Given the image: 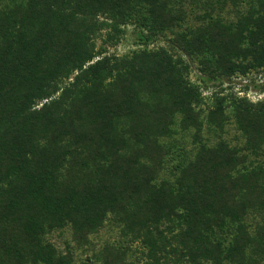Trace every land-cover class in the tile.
I'll use <instances>...</instances> for the list:
<instances>
[{
	"label": "trees",
	"instance_id": "1",
	"mask_svg": "<svg viewBox=\"0 0 264 264\" xmlns=\"http://www.w3.org/2000/svg\"><path fill=\"white\" fill-rule=\"evenodd\" d=\"M238 1L0 0V264H264V99L225 86L264 68V0ZM128 24L139 48H97ZM107 223L120 243L77 262Z\"/></svg>",
	"mask_w": 264,
	"mask_h": 264
},
{
	"label": "rangeland",
	"instance_id": "2",
	"mask_svg": "<svg viewBox=\"0 0 264 264\" xmlns=\"http://www.w3.org/2000/svg\"><path fill=\"white\" fill-rule=\"evenodd\" d=\"M204 0H197V3H203ZM218 3L217 0H214V4ZM248 0H239L238 1V7H247ZM205 8V5H203ZM198 13L203 12L204 9L202 8H196V12ZM215 15H219L224 21L227 22H233L237 20V14L236 9L234 8V5L231 1H229L226 5L223 6V8L219 7L218 10L216 9ZM189 22L192 24V26H195L199 23L198 20L194 19L193 16H190ZM120 32V38L118 42L115 45L104 43V40L106 39V32L105 30L101 31L100 35L96 39V45L97 48H100L103 46L106 48V52H112L117 55H125L130 54L133 50H136L139 48L137 44H135V38H136V29L134 28V25L128 24V25H121ZM175 32L181 31L180 27H176L174 29ZM167 36H172L171 32H168ZM168 46L167 41L165 37H161L160 40H158L154 45H150L149 47L156 48L157 46ZM183 57L187 59L192 68L190 73V80L191 83L194 85H200V73L198 71V61L194 59L188 58L186 55L183 54ZM264 83V68L260 70H252L248 72L246 75H241L237 73L229 82L225 83V86L230 85L231 88L228 89L230 92H235L237 95L242 96L244 94L247 95V97L252 101H258L264 99V91L260 90L261 84ZM248 84L249 89L245 90L244 85ZM205 96V105L203 104V107L206 109L204 111V115L208 112V108L212 106L213 98H212V91L210 90H204L203 92ZM237 129L234 125L233 121H230V123L226 126V133L225 137L231 142V144L238 143L235 139V135H237ZM204 135L207 136V132H204ZM174 139H177V142L182 146V148L185 150L186 153L190 152V154L195 151L194 147L195 144L193 142V136L190 133V131H180L174 135ZM189 154V155H190ZM252 221H254V218H251ZM250 218L248 221H251ZM48 240L55 243L60 250L65 251L68 247V244H71V230L69 227H66L63 230H57L53 233L48 234ZM111 241V242H119V228L114 226L113 224L107 223L99 233L94 234L91 236V242L92 245L85 246L82 248H79L77 246H72L71 250L74 252L76 261L79 262L81 260H87V258L92 257L94 250H100V248L104 245L105 242ZM135 246V245H134ZM143 257L141 249L139 247H133L131 251L127 254V259L130 262L137 261V258Z\"/></svg>",
	"mask_w": 264,
	"mask_h": 264
}]
</instances>
